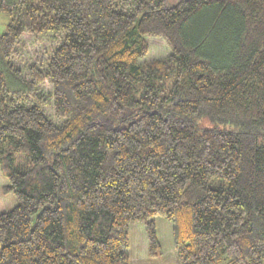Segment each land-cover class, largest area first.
Instances as JSON below:
<instances>
[{"label": "trees", "instance_id": "trees-1", "mask_svg": "<svg viewBox=\"0 0 264 264\" xmlns=\"http://www.w3.org/2000/svg\"><path fill=\"white\" fill-rule=\"evenodd\" d=\"M0 12V171L17 199L0 212V264H130L136 221L159 256L156 216L178 264H264V0ZM48 31L45 68L22 75V35ZM146 36L169 54L143 60Z\"/></svg>", "mask_w": 264, "mask_h": 264}, {"label": "rangeland", "instance_id": "rangeland-1", "mask_svg": "<svg viewBox=\"0 0 264 264\" xmlns=\"http://www.w3.org/2000/svg\"><path fill=\"white\" fill-rule=\"evenodd\" d=\"M8 21L9 16L0 12V32L5 28V24ZM145 39L148 43L149 50L143 60L165 57L169 54V46L162 37L146 36ZM56 40L57 35L51 31L34 36L26 33L22 35V41L15 57V63L22 72V75L26 76L28 74L31 63H36L39 67L45 68L47 58L51 49L56 44ZM38 87L43 93L50 91V85L47 80H44ZM200 112L204 113V111ZM198 121V126L200 127L211 126L208 120L207 110L205 114L199 117ZM194 123H196V120ZM6 184L7 180L0 171V212L12 208L17 203L14 194L11 191L5 190L4 186ZM154 219L162 247L161 255L153 257L148 255L144 226L139 221L132 222L130 225L129 243L130 264H178L171 236V222L162 216H156Z\"/></svg>", "mask_w": 264, "mask_h": 264}]
</instances>
